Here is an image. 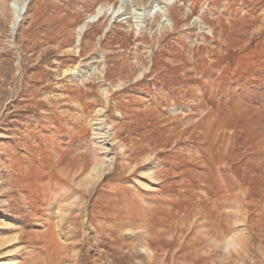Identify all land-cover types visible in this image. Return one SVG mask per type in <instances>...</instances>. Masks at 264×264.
<instances>
[{"label":"rangeland","instance_id":"374dc122","mask_svg":"<svg viewBox=\"0 0 264 264\" xmlns=\"http://www.w3.org/2000/svg\"><path fill=\"white\" fill-rule=\"evenodd\" d=\"M0 264H264V0H0Z\"/></svg>","mask_w":264,"mask_h":264},{"label":"bare ground","instance_id":"6f19581e","mask_svg":"<svg viewBox=\"0 0 264 264\" xmlns=\"http://www.w3.org/2000/svg\"><path fill=\"white\" fill-rule=\"evenodd\" d=\"M120 2L122 3V0H120ZM167 4V3H165ZM122 6V4H121ZM114 10V9H113ZM156 14V13H155ZM102 15V9L101 8H98L94 15H92L90 18H96V17H100ZM86 24H88V21H86L78 30H77V33L78 35H80V33L82 34V32L84 31V28L87 26ZM86 25V26H85ZM16 26H17V16H14V18H12L11 20V24H10V30L11 32H13L15 29H16ZM108 142V141H107ZM111 160V159H109ZM109 162V161H108ZM113 162V161H112ZM112 162L110 161L109 164H105V163H100L96 166H94V168L91 170L90 174L87 176V179L90 181V182H94V181H97L98 179H100L104 173L107 171L108 168L111 167L112 165ZM235 237V236H234Z\"/></svg>","mask_w":264,"mask_h":264}]
</instances>
